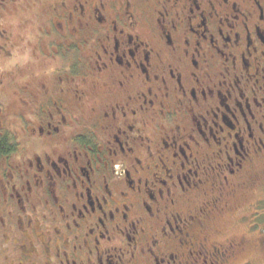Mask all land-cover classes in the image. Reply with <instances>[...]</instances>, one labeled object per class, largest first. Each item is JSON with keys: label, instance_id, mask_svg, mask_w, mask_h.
Returning <instances> with one entry per match:
<instances>
[{"label": "flooded vegetation", "instance_id": "obj_1", "mask_svg": "<svg viewBox=\"0 0 264 264\" xmlns=\"http://www.w3.org/2000/svg\"><path fill=\"white\" fill-rule=\"evenodd\" d=\"M0 95V264L249 263L264 0H0Z\"/></svg>", "mask_w": 264, "mask_h": 264}, {"label": "rangeland", "instance_id": "obj_2", "mask_svg": "<svg viewBox=\"0 0 264 264\" xmlns=\"http://www.w3.org/2000/svg\"><path fill=\"white\" fill-rule=\"evenodd\" d=\"M2 101L0 99V103ZM9 119H12V116ZM260 171L264 176V165L260 168ZM246 192L244 199L251 205V209L243 211L242 215L256 214L258 208L259 216L251 215L248 219L239 216L231 217L223 222L225 227L223 228L224 230L226 229L227 235L240 237V239L247 241L246 252L243 254V258L241 257L244 261L247 260L249 262L246 264H264V177L259 178L257 183L250 185ZM240 202L242 201L240 200ZM258 238L261 243L255 245L258 242ZM239 261L235 262V264H239Z\"/></svg>", "mask_w": 264, "mask_h": 264}]
</instances>
